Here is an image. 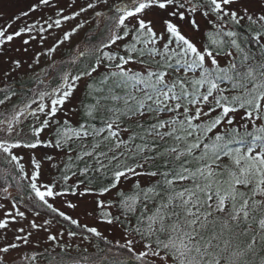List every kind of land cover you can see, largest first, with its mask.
Instances as JSON below:
<instances>
[{"label": "snow or ice", "instance_id": "snow-or-ice-1", "mask_svg": "<svg viewBox=\"0 0 264 264\" xmlns=\"http://www.w3.org/2000/svg\"><path fill=\"white\" fill-rule=\"evenodd\" d=\"M75 3L34 0L0 25V56L21 37L16 52L37 38L43 45L45 33L108 0L68 11ZM46 9L54 14L12 30ZM92 19L105 36L76 50L69 64L82 66L73 73L53 62L54 85L0 118V163L10 166L0 168V190L11 204L0 203V264H16L11 253L41 232L63 253L49 264H264V0H119ZM86 23L63 30L33 64L51 59ZM9 61L11 72L23 66ZM15 95L4 92L0 105ZM41 147L56 154L37 159ZM21 149L29 150L30 172ZM65 235L95 239L97 251L68 260ZM37 255L24 254L23 264H37Z\"/></svg>", "mask_w": 264, "mask_h": 264}, {"label": "rangeland", "instance_id": "rangeland-1", "mask_svg": "<svg viewBox=\"0 0 264 264\" xmlns=\"http://www.w3.org/2000/svg\"><path fill=\"white\" fill-rule=\"evenodd\" d=\"M70 2L71 0H59V7L67 8ZM87 2H89V0H76V3L68 11L78 10L80 6L85 5ZM118 2L119 0H108V5H100L96 10H90L88 13L82 14V16L78 17L77 20L64 24L63 29H53L52 30L53 35H49L48 33H45V35L48 36V39L44 41L43 45L40 44L39 38H37L36 40L32 41L31 45L29 46V51L27 53L16 52L14 50L15 48L22 47L21 41L22 39H25L27 37H21L16 39L13 42V44L9 46V48L11 49L9 53L5 56H0V87H1L0 90H5V92L8 91L5 89V87L10 82L21 83L23 85L24 84L26 85L27 83H29L27 85H30V83L34 82L35 85L33 87L31 85H30L31 87L28 86L30 94L27 99L18 102V99L21 97V94L16 93L17 95L12 96V99L6 102L5 105H0V118H2L3 115L9 114L13 110L14 105L22 106L24 102L30 101L33 98L34 93H38L39 91L46 90L47 87H51L54 85L55 80L53 79V75L55 74V70L51 67L53 62L56 63L57 67L59 68L69 67L73 71V73H75L81 66L71 67L69 61L74 57L76 50L83 45H88L89 47L97 45L99 44L100 40L104 39L105 36V29L103 22H101L99 26H97V21L95 19H92L94 15V11H104L105 13H107L108 8L111 5H114ZM32 3H34V0H0V25L10 21L15 14L27 10L29 5ZM255 10L258 11V8H255ZM53 14H54L53 10L50 9H46L43 13L40 12L33 13L32 16L26 18L25 21L14 23L12 30H15L17 26H22L23 23L25 22H31L32 20H35L37 17L41 15L51 16ZM85 19L90 20V23H86L83 29L76 32L69 41L61 45L51 59H49L47 56H41L40 64L39 65L33 64V57L41 51H46L47 48L52 45L53 40L56 36H61L63 30L70 29L78 21L84 22ZM201 23L203 25L205 22L201 19ZM9 57L21 59L23 62V66L20 69H17L15 72H11ZM29 65H32V67H29ZM5 72H9V75H5ZM39 79H45V84H42V86L37 87L38 84L37 80ZM50 81L51 83H49ZM83 93H84V88H83V83H81V86L78 89V91L75 93V95L78 98H83ZM75 122H76V118H73V123ZM24 131L25 132L28 131V121L24 122ZM44 136H46V133L42 134V138H44ZM34 151L37 159H42L46 154H53V155L56 154L55 150L45 149L42 147L37 148ZM18 152L20 155L24 156L25 168L27 171L30 172L31 167L29 164V158H30L29 150L21 149L18 150ZM5 167L10 168V166L0 163V168H5ZM11 172L13 173V175L16 174L15 169H11ZM52 174H53V170L50 168L49 163L45 160L42 163V180L47 181L51 179ZM7 183L12 185L11 187H9V192L12 194L13 197H17V189L15 187V181L12 179L11 176L8 177ZM23 183L27 184V181H23ZM3 186L6 185L2 174L0 176V189H2ZM28 194L29 193L27 192V190H25V193L22 197L25 201L27 200ZM3 197L4 194L2 190H0V203H4L8 208H11V204ZM69 199H73V198L69 197ZM18 207H20L22 211L26 210L25 203L18 202ZM57 207H61L59 201H57ZM62 210H65L69 212V214H72L74 216L80 214L79 210L75 212L72 210H68L66 208H62ZM2 215L3 213L0 212V216ZM28 215H29V219H31L34 214L29 212ZM45 218L47 217H45L42 214V216L37 220V222L39 223L41 220ZM81 218H82V222H87L90 225L96 224V221L94 220L84 221L83 217ZM15 227H17V225H13V228ZM99 227L101 231H104L106 226L99 225ZM105 234L108 235L110 239L112 238L110 230L106 231ZM8 237L11 240L12 232L8 233ZM64 239L72 245V247L67 250V253L64 254L65 258L68 260H71L73 258H78L84 249H87V254H91L97 251L95 247L97 241L95 239H92L91 243H89V241L87 240H83L82 237L79 236L69 239L65 235ZM32 240H33L32 244L22 247L21 249L13 251L11 253V256L16 260V264H23L21 257L24 254L32 255L33 253H38L37 264H49L50 256L56 255L57 253H61L60 248H55V251H52V245L50 242L46 241L45 233L42 232L39 234L34 233ZM37 242L39 246H37ZM77 246H79V248H77Z\"/></svg>", "mask_w": 264, "mask_h": 264}, {"label": "trees", "instance_id": "trees-1", "mask_svg": "<svg viewBox=\"0 0 264 264\" xmlns=\"http://www.w3.org/2000/svg\"><path fill=\"white\" fill-rule=\"evenodd\" d=\"M242 32H245V33H247V26H244V27H242L241 29H240ZM253 47H255V45H253ZM81 61H82V63H87L88 61L87 60H84V58H81ZM78 66H82L81 64H77L75 67H78ZM45 80V79H44ZM39 80H37V82H38ZM27 84H29V83H27ZM26 84V85H27ZM25 84L23 85V84H21V83H16V82H10V83H8V85L5 87V89L6 90H9V89H11L12 91H15L16 93H18V94H21V97L18 99V102H21V101H23V100H25V99H27L28 97H29V94H30V91H29V89H28V86H34L35 84H34V82L33 83H30V85H27L26 86ZM30 86V87H31ZM38 86H42V84H40L39 82H38V84H37V87ZM0 89H1V87H0ZM4 92H5V90H0V96H2L3 94H4ZM2 174H0V176H1Z\"/></svg>", "mask_w": 264, "mask_h": 264}]
</instances>
